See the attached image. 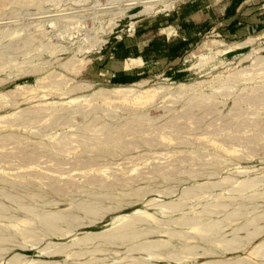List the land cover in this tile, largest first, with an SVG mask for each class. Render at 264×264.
Returning <instances> with one entry per match:
<instances>
[{
	"label": "rangeland",
	"instance_id": "obj_1",
	"mask_svg": "<svg viewBox=\"0 0 264 264\" xmlns=\"http://www.w3.org/2000/svg\"><path fill=\"white\" fill-rule=\"evenodd\" d=\"M164 1L0 0V264L15 254L13 264H264V59L242 60L264 36L229 49L245 37L197 30L157 68L112 72L115 50L187 18L194 0L162 10ZM145 2L161 11L148 16ZM204 54L215 57L200 63ZM159 75L169 77L162 89ZM144 79L157 89L146 100L97 94ZM85 203L101 209L86 214ZM48 211L76 218L51 233L40 218ZM121 214L148 215L139 226L151 231L73 244ZM137 240L171 244L131 251ZM51 243L67 247L48 254Z\"/></svg>",
	"mask_w": 264,
	"mask_h": 264
},
{
	"label": "bare ground",
	"instance_id": "obj_2",
	"mask_svg": "<svg viewBox=\"0 0 264 264\" xmlns=\"http://www.w3.org/2000/svg\"><path fill=\"white\" fill-rule=\"evenodd\" d=\"M177 1L178 0H165L164 1V9H162V10H165V9H167L169 7L171 8L175 4V2H177ZM156 7L157 6L156 5L153 6L151 2H145L144 8H143V10L141 12H146V14L148 16H151V15H154L157 11H161V10H158ZM137 22L138 21H135L132 24V26H135ZM132 31H133V29H132ZM256 39H260V37H257L255 35V36L244 38L241 41L235 42L233 44L230 43L229 49L246 47L248 45H251L253 42H255ZM144 43H146V41H141L140 42L141 47L143 46ZM211 43H213L215 45L216 44H218V45H222L223 44L222 41L217 40V39L212 40ZM145 49H144V51H146ZM221 52H223V50H221ZM263 52H264V46H260V47L254 48V50H252V52H250L247 56L243 57L242 60L247 58L248 56H251L252 57L251 59H253L254 62L261 61L262 59H264ZM214 57H215L214 55H205L204 54V55L200 56L199 62L201 63V62L207 61V60H209L211 58H214ZM81 58H82V56L78 57L80 62H81ZM131 62H132V64H135V65H138V64H141V62H144V63H146L145 64L146 67L150 66V64H151V62L147 63L144 60L142 55L137 57V58L131 59ZM67 63H69V62H67ZM73 63L74 62H72V64ZM64 65H62V66H64ZM79 68H81V67H79ZM158 78L160 80L159 83H161V85L157 86L158 88L164 87V85H163L164 81L166 82V81L169 80V77H167V76L164 77L163 75H159ZM147 81H148V79H144L143 81H138V82L133 83V84L120 85L119 87H116L115 89L100 88L98 90L97 94H101V95H105V96H113L112 98H115V97H118V96H121V97L126 96L124 98H127L128 94H136L135 98H134L135 101H140V100L142 101L143 99L146 100V99H148L150 97L151 92H157L156 88L149 87V84L148 85L146 84ZM89 84H91V83H89ZM75 87H77V86H75ZM108 98L111 99L110 97H108ZM124 98H121V99L124 100ZM122 102H124V101H122ZM36 110H38V109H36ZM110 138H111V136H110ZM162 205L167 206V207H171V208H175L177 206V205H175L172 202L163 203ZM81 208L86 214L87 213H91V214L94 215V213H96L97 211H100L101 206H97V205H94L92 203H85V204L82 205ZM26 209L30 210V208H26ZM138 212H141V210L137 211V213ZM146 217H148V215H145V214L144 215H141V214H138V215L137 214L136 215H134V214H131V215H129V214H121V215H118L117 217H115L113 219V223L120 222L119 225L114 226V227H112V228H110L108 230H105V231H100L98 233H92V232L86 233V234H84L82 236L77 237V239L75 240V242L73 244H75V243L83 244V243L89 242L90 240H92L94 238H99V237L105 239L106 241L112 242V243H116V242H119V241H127V240H132V239L138 238V237H140L142 235H145V234H147V233H149L151 231L150 227H146V230H145V228L139 226V223L141 221H143V220H146ZM40 218H41L42 226H44L51 233H57L59 230H62L60 225H59V221L60 220H66L69 224H72V222L74 221L76 216L73 213H67V212L65 213V212H61V211H48V212L41 213L40 214ZM214 224H215L214 222L207 223V224H205V225H203V226H201L199 228L201 229V231L211 230L215 226ZM168 234L171 237H180V236H182L183 233L181 231H179V230H169ZM1 238H2V235H0V240H1ZM233 242L234 243L236 242V238H231V239L227 240L226 243H230L231 244ZM169 244H171V242L169 240H165V241L164 240L163 241L162 240H144V241H139V242L137 240L130 247V250L131 251L140 250V251H144V252H147L149 254H152V253L155 252L156 248H159V247L165 246V245H169ZM263 244H264V242H261L258 246H262ZM50 245H52L51 247H53V249H50V250L48 249L47 250V248ZM50 245H48L45 248H43V249H45L47 251L48 254H51V253H63L65 251V248L67 247L66 244H58V246H57L56 244L51 243ZM193 247L194 246H192L190 249H193ZM95 249H97V248H95ZM77 253H82V252H78V251H74L73 252V254H77ZM19 259H20V255H18V254L13 255L10 258V264H13V263L17 262ZM140 259H142V258L134 257V258H132V261L125 262L124 264H139L140 263ZM35 264H63V263H59V262H57L55 260H45V259H40L39 260L38 259V261H36Z\"/></svg>",
	"mask_w": 264,
	"mask_h": 264
},
{
	"label": "crops",
	"instance_id": "obj_3",
	"mask_svg": "<svg viewBox=\"0 0 264 264\" xmlns=\"http://www.w3.org/2000/svg\"><path fill=\"white\" fill-rule=\"evenodd\" d=\"M183 12L179 14V21L167 23L164 27H158L156 30L157 35L161 33L158 32L159 30H164V33H162L166 35L165 47L162 51L154 48L156 34L153 37L136 40L134 44L123 45L122 49L114 51L113 56L118 59L114 60L112 65L110 64L112 72L118 73L133 68L134 75H140L147 68H157L160 62L167 59L168 56L184 49L182 45L191 42V39H193L191 35L196 37L195 31L197 30L200 32L210 28L211 30H219L228 36L235 35L242 38L255 35L257 37L264 36V0H194L193 6L186 11L187 16H185L187 18L182 16ZM186 23L192 27L188 33L184 30L186 26L184 24ZM232 23L233 25H231ZM182 24L184 25L182 29L174 27L178 25L180 27ZM141 41H146L142 47L140 45ZM142 48H146V51L131 55V57H127V55L126 58L120 59L122 55L128 54L129 50H140ZM119 51L120 54L116 55ZM141 55L147 63L151 62L150 66L146 67L144 62L138 65L132 64L131 59Z\"/></svg>",
	"mask_w": 264,
	"mask_h": 264
}]
</instances>
